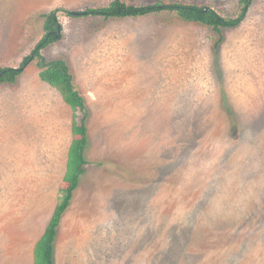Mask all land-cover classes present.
Masks as SVG:
<instances>
[{"label":"rangeland","instance_id":"obj_1","mask_svg":"<svg viewBox=\"0 0 264 264\" xmlns=\"http://www.w3.org/2000/svg\"><path fill=\"white\" fill-rule=\"evenodd\" d=\"M113 0H0V66L18 68L59 9V39L85 98L88 163L55 264H264V0L219 31L164 11L69 15ZM156 1L236 17L241 0ZM33 55L0 83V264H35L67 186L73 110ZM78 121L84 116L78 112Z\"/></svg>","mask_w":264,"mask_h":264},{"label":"trees","instance_id":"obj_2","mask_svg":"<svg viewBox=\"0 0 264 264\" xmlns=\"http://www.w3.org/2000/svg\"><path fill=\"white\" fill-rule=\"evenodd\" d=\"M253 0H241L243 3L241 12L236 17H225L212 7L190 4L185 2H162L156 1L147 5L128 4L122 0H113L107 6L90 7L78 15L111 17H139L164 11L175 12L185 21L196 22L213 27L216 30L222 28H233L238 26L246 17ZM59 9L42 13L45 18V34L39 40L33 50V55L41 58L40 77L55 87L62 95L63 100L71 106L73 110L72 132L75 135L68 153L67 171L64 181L67 186L61 190L59 202L53 212L49 223L36 242L34 258L35 264H55V241L58 234L62 217L73 198L82 174L85 172V165L88 163L85 157V150L88 145L86 119L88 110L85 98L76 88L74 77L66 60L62 58L46 61L41 55V51L48 45L57 41L60 37L56 34L61 32L62 24L58 18ZM69 15H74L67 12ZM33 59L32 55L23 58L21 65L15 67L0 66V83H14L25 67ZM78 112H83L84 116L78 121Z\"/></svg>","mask_w":264,"mask_h":264},{"label":"water","instance_id":"obj_3","mask_svg":"<svg viewBox=\"0 0 264 264\" xmlns=\"http://www.w3.org/2000/svg\"><path fill=\"white\" fill-rule=\"evenodd\" d=\"M71 13L74 14V15L79 14L78 12H75V11H71ZM59 35H60V33L58 32V33L56 34V36L59 37ZM32 57H33V55H32Z\"/></svg>","mask_w":264,"mask_h":264},{"label":"crops","instance_id":"obj_4","mask_svg":"<svg viewBox=\"0 0 264 264\" xmlns=\"http://www.w3.org/2000/svg\"><path fill=\"white\" fill-rule=\"evenodd\" d=\"M79 184H80V183H79ZM78 187H79V186H78ZM78 187H77V188H78ZM76 190H77V189H76ZM76 190H75V191H76ZM75 191H74V192H75ZM73 196H74V194H73Z\"/></svg>","mask_w":264,"mask_h":264}]
</instances>
